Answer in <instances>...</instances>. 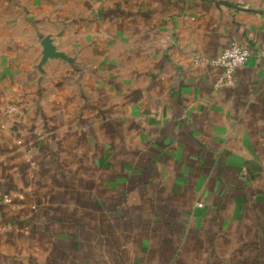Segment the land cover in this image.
<instances>
[{
    "label": "crops",
    "instance_id": "crops-1",
    "mask_svg": "<svg viewBox=\"0 0 264 264\" xmlns=\"http://www.w3.org/2000/svg\"><path fill=\"white\" fill-rule=\"evenodd\" d=\"M26 6L0 82V264H264V0ZM234 43L251 57L217 87L196 60Z\"/></svg>",
    "mask_w": 264,
    "mask_h": 264
},
{
    "label": "built area",
    "instance_id": "built-area-1",
    "mask_svg": "<svg viewBox=\"0 0 264 264\" xmlns=\"http://www.w3.org/2000/svg\"><path fill=\"white\" fill-rule=\"evenodd\" d=\"M264 56V53H263ZM251 57L250 50L243 44L234 43L213 59H197L196 62L203 65H212L222 69V76L216 86H229L235 84V76L239 69L243 68ZM9 111H14V107H9ZM5 203H10V198H4ZM199 206H202L201 204Z\"/></svg>",
    "mask_w": 264,
    "mask_h": 264
},
{
    "label": "rangeland",
    "instance_id": "rangeland-1",
    "mask_svg": "<svg viewBox=\"0 0 264 264\" xmlns=\"http://www.w3.org/2000/svg\"><path fill=\"white\" fill-rule=\"evenodd\" d=\"M35 0H0V82L6 60V43L18 35L27 14V4Z\"/></svg>",
    "mask_w": 264,
    "mask_h": 264
}]
</instances>
